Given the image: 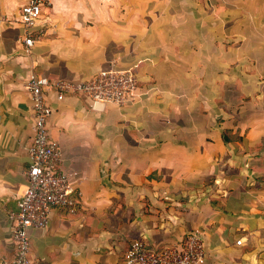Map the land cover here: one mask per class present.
<instances>
[{
    "label": "crops",
    "instance_id": "obj_1",
    "mask_svg": "<svg viewBox=\"0 0 264 264\" xmlns=\"http://www.w3.org/2000/svg\"><path fill=\"white\" fill-rule=\"evenodd\" d=\"M48 1L25 54L27 0H0V262L14 258L9 213L28 186L30 77L80 82L116 63L141 80L134 104L48 95L80 205L30 231L31 257L124 264L134 241L161 250L198 233L206 264H264V0ZM226 81L243 83V103L216 104Z\"/></svg>",
    "mask_w": 264,
    "mask_h": 264
},
{
    "label": "built area",
    "instance_id": "obj_2",
    "mask_svg": "<svg viewBox=\"0 0 264 264\" xmlns=\"http://www.w3.org/2000/svg\"><path fill=\"white\" fill-rule=\"evenodd\" d=\"M48 5V0H27L21 8L25 54H31L35 44L45 35L42 17ZM27 89L34 113L28 186L18 200L17 210L9 213L14 223V258L2 260L0 264H42L30 255V231L47 228L55 211L76 214L80 205L77 174L64 168L59 145L50 137L48 122L54 110L48 95L55 94L59 102L67 96H75L86 98L93 105L123 107L140 99L142 84L133 70L115 63L80 82H51L45 77L32 75ZM206 261L204 241L198 233H193L161 250L150 249L144 241H134L126 253L124 264H206Z\"/></svg>",
    "mask_w": 264,
    "mask_h": 264
},
{
    "label": "rangeland",
    "instance_id": "obj_3",
    "mask_svg": "<svg viewBox=\"0 0 264 264\" xmlns=\"http://www.w3.org/2000/svg\"><path fill=\"white\" fill-rule=\"evenodd\" d=\"M221 42L224 43V45L227 47L229 44L228 36H224V37L222 36ZM204 43L207 44L208 40L204 39ZM209 43H210V41H209ZM222 54H223V51H222ZM222 57H223V55H222ZM225 57H227V54L225 55ZM226 75L228 76L229 73H227ZM229 83H230L229 81H226V82L220 84V86H221L220 87L221 93L219 94L220 97L216 98V104H219L222 108H227L229 106V104H232L233 106H238V105H240V103H243L245 101V97L243 96L244 93L242 92L243 91V88H242L243 83L239 85L241 87V89H239L238 87H236L234 85H229ZM218 101L220 103H217Z\"/></svg>",
    "mask_w": 264,
    "mask_h": 264
},
{
    "label": "trees",
    "instance_id": "obj_4",
    "mask_svg": "<svg viewBox=\"0 0 264 264\" xmlns=\"http://www.w3.org/2000/svg\"><path fill=\"white\" fill-rule=\"evenodd\" d=\"M241 138L240 137H234V136H230L229 132L228 131H225L224 132V142L225 143H229V142H233L235 140H240ZM138 241V240H137ZM139 241H142V240H139ZM150 248V247H149ZM152 249V248H150Z\"/></svg>",
    "mask_w": 264,
    "mask_h": 264
}]
</instances>
